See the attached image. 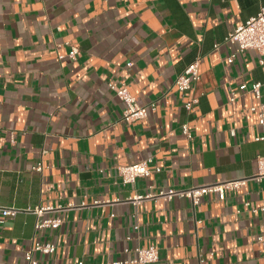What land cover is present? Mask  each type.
<instances>
[{"label": "crops", "instance_id": "1", "mask_svg": "<svg viewBox=\"0 0 264 264\" xmlns=\"http://www.w3.org/2000/svg\"><path fill=\"white\" fill-rule=\"evenodd\" d=\"M262 9L264 0H0V206L22 211L0 225V264H26L35 242L57 247L35 253L40 264L125 261L138 246L158 248L156 264H264V214L253 212L264 207V180L195 208L178 198L130 202L151 187L257 173L259 101L241 86L264 82V66L226 38ZM198 58L202 80L178 92ZM108 84L157 111L122 122ZM149 158L152 176L125 186L114 167ZM43 219L62 225L37 232Z\"/></svg>", "mask_w": 264, "mask_h": 264}, {"label": "built area", "instance_id": "2", "mask_svg": "<svg viewBox=\"0 0 264 264\" xmlns=\"http://www.w3.org/2000/svg\"><path fill=\"white\" fill-rule=\"evenodd\" d=\"M126 1V0H122ZM226 43L237 45L239 51H253L259 57V64L264 66V9L261 12L247 21L245 24L238 26L232 31L226 38ZM215 49H219V45L215 46ZM78 49H72L69 58L76 59ZM235 55L231 56L228 60L230 63L234 62ZM202 80L200 74V59H196L182 75L178 77L175 82V88L180 93H189L195 89L198 83ZM108 87L124 104V111L122 114V122L131 124L136 121L147 119L150 113L157 111L158 103H152L150 105L139 104L136 97H134L127 87L123 85L118 87L113 84H108ZM243 91H249L259 101L257 107H253L251 110L258 113L259 122L258 125L261 128V134L256 138L257 142H264V82H253L252 84L244 83L241 86ZM235 98H232L234 101ZM199 103L197 97H193L191 101L185 104L186 110L193 112L194 106ZM183 134L192 139L193 135L189 125L186 123L182 126ZM231 135L235 137L237 132L231 130ZM153 159L149 158L143 162L129 165V166H115V170L118 176L121 178L122 183L125 186L134 185L138 179H148L152 176L153 171L151 165ZM257 173L251 177H244L241 179H233L219 183H213L210 185L191 187L187 189L169 188L167 190L154 191V187H151L149 192L145 195H137L130 199V202L139 205L144 201H158L163 200L171 202L174 199H187L191 202L192 206L197 207L201 201L209 196H216L220 200L224 201L229 192H234L243 188L249 181H256L261 183L264 180V154L257 157ZM35 171L41 172L44 167L42 163H39L33 168ZM156 172H161L160 168L156 169ZM246 206H249L247 204ZM53 208L39 209L37 215L42 216L46 211H51ZM22 211L16 208H6L0 206V225L4 224L7 218L16 217ZM254 213H263L264 207L254 209ZM62 225L60 219H43L39 220L36 224V231L42 230H57ZM264 228V224L262 225ZM139 227L136 226L135 230L138 231ZM128 237L127 240H131ZM258 242L262 246V252L264 255V235L258 237ZM57 247L54 244L46 243H33L31 249L25 254L26 264H40L38 260L34 258L35 253H41L44 255H52L56 252ZM134 257L125 261H112L107 264H156L159 262V250L158 248L142 247L138 246L134 249ZM78 264H85L84 261H80Z\"/></svg>", "mask_w": 264, "mask_h": 264}]
</instances>
